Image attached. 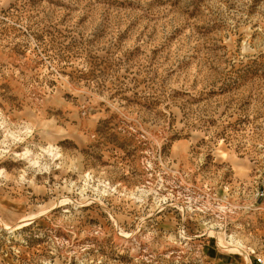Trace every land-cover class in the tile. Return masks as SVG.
<instances>
[{
	"label": "rangeland",
	"instance_id": "obj_1",
	"mask_svg": "<svg viewBox=\"0 0 264 264\" xmlns=\"http://www.w3.org/2000/svg\"><path fill=\"white\" fill-rule=\"evenodd\" d=\"M257 258L264 0H0V264Z\"/></svg>",
	"mask_w": 264,
	"mask_h": 264
},
{
	"label": "built area",
	"instance_id": "obj_2",
	"mask_svg": "<svg viewBox=\"0 0 264 264\" xmlns=\"http://www.w3.org/2000/svg\"><path fill=\"white\" fill-rule=\"evenodd\" d=\"M260 195H263V193H261ZM256 260H257V262H259L260 264H264V260H261V259H259V258H257Z\"/></svg>",
	"mask_w": 264,
	"mask_h": 264
}]
</instances>
